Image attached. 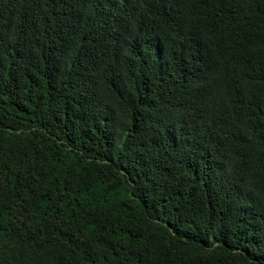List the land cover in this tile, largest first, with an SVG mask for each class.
Returning a JSON list of instances; mask_svg holds the SVG:
<instances>
[{"label": "trees", "instance_id": "1", "mask_svg": "<svg viewBox=\"0 0 264 264\" xmlns=\"http://www.w3.org/2000/svg\"><path fill=\"white\" fill-rule=\"evenodd\" d=\"M0 264H264V0H0Z\"/></svg>", "mask_w": 264, "mask_h": 264}]
</instances>
